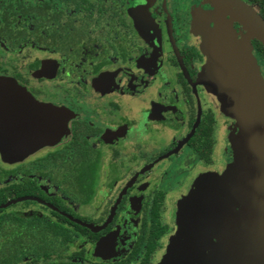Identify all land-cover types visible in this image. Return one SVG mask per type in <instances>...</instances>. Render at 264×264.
Returning a JSON list of instances; mask_svg holds the SVG:
<instances>
[{"label": "flooded vegetation", "instance_id": "af4514ba", "mask_svg": "<svg viewBox=\"0 0 264 264\" xmlns=\"http://www.w3.org/2000/svg\"><path fill=\"white\" fill-rule=\"evenodd\" d=\"M212 9L0 0L1 235L19 255L10 264L164 262L182 236L180 203L200 176L223 177L242 135L200 77ZM248 40L264 76V47Z\"/></svg>", "mask_w": 264, "mask_h": 264}, {"label": "water", "instance_id": "95a60500", "mask_svg": "<svg viewBox=\"0 0 264 264\" xmlns=\"http://www.w3.org/2000/svg\"><path fill=\"white\" fill-rule=\"evenodd\" d=\"M212 2L213 7L219 14V16H229L231 21H238L240 25L245 30L246 34L249 37L257 39L262 46L264 47V19L254 10L250 5H248L243 0H208ZM234 19H233V18ZM224 32L223 38L229 39L231 36V31L220 27V31H217L216 35ZM224 51H218L216 60L213 58L214 62L218 64L217 61L224 60L226 55ZM216 64V65H217ZM222 67L218 65L217 72L215 77V82L213 87L218 94V97L226 102L224 109L230 110L231 114H233L239 121L241 118L246 115L243 113V110L240 109V101L242 96L240 94L235 93L234 95H229L228 99L226 96V88L230 87L231 78ZM255 89V88H254ZM251 89L252 98L254 100L258 99L263 101L264 91L258 92L257 90ZM257 101V100H256ZM255 113V116H259L257 112H251L250 114ZM262 114V113H261ZM243 115V116H242ZM264 125V124H263ZM247 139V138H246ZM245 141H248L246 140ZM262 141V136L258 138ZM249 142V141H248ZM261 145V144H258ZM249 151L250 154H255L256 158L253 161H247L246 158L243 160H239L237 163L235 162L233 166L229 168V171L234 172V169H238L240 167L245 168V175L251 179V184L248 188V199L246 203H237L241 207V212L238 215L237 222L233 223L231 220V215L233 211L234 204L231 202V198L229 196L228 185L216 176V180L219 182V185L223 188L226 196V201L230 203V217L228 219V226L225 229V232H228V239L234 244L235 249L233 250L235 253L234 259L230 261V264H238L240 262V257L246 256L244 260H242V264L246 260H250L251 257L263 256L264 255V152H261L258 148ZM4 155V154H3ZM253 162V163H252ZM255 163V165H254ZM257 169V172H256ZM248 170V171H247ZM201 185V187H200ZM198 188V194H194V191L183 201L180 203L177 215L178 221L184 218L182 223V229L186 224L190 225L194 223L192 221V208L191 204L200 199L202 201H209L208 203H197V204H211L212 205V179L210 182H202ZM200 192H203V195H200ZM215 197V195H214ZM8 203L1 204L0 208L5 207ZM185 213V214H184ZM185 216V217H184ZM232 224H234L232 226ZM237 226V228L233 229L232 227ZM231 227V229H230ZM187 229V228H186ZM235 230V231H234ZM186 231V230H185ZM182 232V236L180 241L185 237L186 232ZM179 241V242H180ZM178 244V243H177ZM173 248V247H172ZM171 251V250H170ZM244 251V252H243ZM170 254V252H169ZM247 262V261H246ZM240 264V263H239Z\"/></svg>", "mask_w": 264, "mask_h": 264}, {"label": "crops", "instance_id": "0c3cea01", "mask_svg": "<svg viewBox=\"0 0 264 264\" xmlns=\"http://www.w3.org/2000/svg\"><path fill=\"white\" fill-rule=\"evenodd\" d=\"M212 15L215 18L214 26L207 28L206 25H200V27L203 26V28L206 26L203 44V52L206 56V61L200 77L202 82L210 90V93L214 92L217 96L224 110V114L227 113L236 118L231 114L230 110L224 109L223 105H226V102L218 97L213 87L215 77L218 74L216 73L218 65L222 67V70L231 78V82L229 83L230 87L226 88L225 98L228 99L229 95H234L235 93L240 94L242 96L240 101V105H242L240 109L243 110V113L246 115V117L244 116L240 119L242 135L240 138H235V136L233 137L234 139L231 138L235 162L237 163L240 159L243 160V158H246L248 162H254V160L257 159L256 155H249V151L252 150V152H254L253 149L258 148L261 152H264V99L263 101L258 99H256L257 101L254 100L251 97V89L255 88L254 90L258 92L264 91V76L258 66L256 58L252 54L248 36L243 35L239 38L232 25V21L227 19L226 16H219L214 7L212 9ZM224 26L231 31L229 39L222 37L224 32L216 35L217 31H220V27L224 28ZM218 51H224L227 58L217 61V64L214 62L213 58L216 60ZM251 112H257L259 116H255V113L250 114ZM260 136H262V141L258 139ZM243 137H246V140L249 142L245 141ZM261 158H264L262 154L260 159ZM229 168L230 167L225 170V174L222 178L228 185L231 202L246 203L248 199V188L252 183L251 179L245 175V168H235L234 172L229 171ZM212 176L218 177V175L214 173ZM212 176H205L204 181L210 182ZM218 178L221 179V177Z\"/></svg>", "mask_w": 264, "mask_h": 264}, {"label": "rangeland", "instance_id": "374dc122", "mask_svg": "<svg viewBox=\"0 0 264 264\" xmlns=\"http://www.w3.org/2000/svg\"><path fill=\"white\" fill-rule=\"evenodd\" d=\"M204 178L205 176L198 178V185L204 182ZM198 185H196L194 194H198ZM200 195H203V192H200ZM224 196L226 194L223 188L216 178L212 177V205L197 204L209 202L207 200L202 201L203 199L196 200L194 204H191V207L195 205L192 208V221L194 223L190 225L185 223L183 227V231L186 230L185 237L174 245L162 264H230L235 256L233 251L235 246L228 239V232L224 233L228 226L231 203L227 202ZM183 221L184 218L180 219L179 226L182 225ZM245 258L246 256L240 257L239 263L242 264V260ZM254 258L253 260L251 257L243 264H264V255H258Z\"/></svg>", "mask_w": 264, "mask_h": 264}, {"label": "trees", "instance_id": "16d2710c", "mask_svg": "<svg viewBox=\"0 0 264 264\" xmlns=\"http://www.w3.org/2000/svg\"><path fill=\"white\" fill-rule=\"evenodd\" d=\"M251 3L258 4L260 11V16L264 19V0H248ZM263 48V47H262ZM264 52V49H262ZM2 199H0V202ZM0 209V213H1ZM2 217L3 215L0 214V264H10L12 262H15L18 258V249L16 246V240H11L9 245V250L6 251L7 248V241L2 238L1 232H2Z\"/></svg>", "mask_w": 264, "mask_h": 264}]
</instances>
